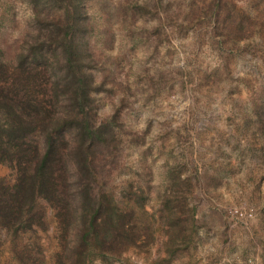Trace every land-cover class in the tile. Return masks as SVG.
<instances>
[{
  "label": "rangeland",
  "instance_id": "rangeland-1",
  "mask_svg": "<svg viewBox=\"0 0 264 264\" xmlns=\"http://www.w3.org/2000/svg\"><path fill=\"white\" fill-rule=\"evenodd\" d=\"M84 4L90 113L106 141L91 186L132 230L120 253L86 264H264V0ZM43 15L62 9L37 17L32 0H0L7 61ZM14 175L0 164L5 184ZM35 207L40 226L0 227V264H70V219L61 231L45 200Z\"/></svg>",
  "mask_w": 264,
  "mask_h": 264
},
{
  "label": "trees",
  "instance_id": "trees-1",
  "mask_svg": "<svg viewBox=\"0 0 264 264\" xmlns=\"http://www.w3.org/2000/svg\"><path fill=\"white\" fill-rule=\"evenodd\" d=\"M84 1L32 0L37 17L52 4L62 15H43L46 28L29 46L24 42L27 50L12 62L0 53V164L15 174L12 184L0 180V227L16 233L40 226L35 206L45 200L61 231L71 221L70 264H86L94 250L120 253L132 232L119 223L101 188L91 186L99 184L93 159L106 141L90 113L92 78L81 42L90 26ZM49 61L55 68H44ZM75 179L86 187L80 198Z\"/></svg>",
  "mask_w": 264,
  "mask_h": 264
}]
</instances>
